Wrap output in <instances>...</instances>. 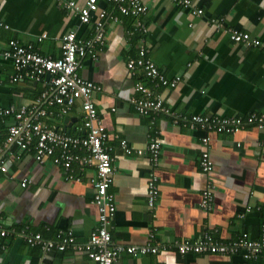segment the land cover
Instances as JSON below:
<instances>
[{
	"label": "crops",
	"instance_id": "obj_1",
	"mask_svg": "<svg viewBox=\"0 0 264 264\" xmlns=\"http://www.w3.org/2000/svg\"><path fill=\"white\" fill-rule=\"evenodd\" d=\"M88 0H0V52L10 42L32 44L43 56L62 57V38L76 31L79 39L94 37L93 25H82L76 12L65 4ZM145 16H122L106 0L99 6L119 18L105 20L107 41L96 46L97 59L80 58V75L102 90L94 95L106 126L114 158L115 179L111 192L118 210L111 225L114 244L142 246L154 231V244L170 248L182 240L196 241L210 233L220 242H232L248 233L261 240L264 226V131L256 128L235 134L192 131L173 125L167 115H141L133 100L145 98L137 90L143 84L153 99L187 115L240 117L264 114V0H192L204 11L195 16L178 0H143ZM217 20V25L216 21ZM219 25V26H218ZM144 27L146 31L141 30ZM248 32L262 41L247 47L231 41L228 30ZM44 34L47 38L39 41ZM142 46L167 78L181 76L176 88L153 83L143 72L131 73L127 64ZM17 71L10 61H0V106L53 112L43 121L59 132L85 134L80 103L65 116L58 105L50 106V77L14 81ZM48 93V98L45 95ZM68 119V122L65 120ZM14 119L0 122L1 157L20 156L8 174L0 175V215L10 230L0 239V264H95L84 253L52 252L29 245L18 232L29 227L44 239H55L61 230L73 229L78 243H86L98 224L92 205L94 167L78 168L81 182L68 181L66 172L52 160L40 165L34 150L22 152L6 146ZM208 137V144L203 138ZM152 138L162 142L157 170L160 194L157 208L148 206L146 179L152 173L147 154L127 155L121 141L146 149ZM214 162L218 182L212 209L201 205L209 176L202 169L203 153ZM29 179L27 187L22 183ZM251 208V212L247 209ZM240 264L242 256L188 254L167 250L158 254H123L115 264ZM250 264H264V256Z\"/></svg>",
	"mask_w": 264,
	"mask_h": 264
},
{
	"label": "built area",
	"instance_id": "obj_2",
	"mask_svg": "<svg viewBox=\"0 0 264 264\" xmlns=\"http://www.w3.org/2000/svg\"><path fill=\"white\" fill-rule=\"evenodd\" d=\"M124 17L139 19L148 12V7L143 0H106ZM177 3L195 15L201 16L204 11L194 4L192 0H178ZM65 8L76 12L82 25L94 27V37L90 40L79 39L76 31L65 34L62 38V57L53 59L43 56L35 50L32 44L22 45L11 41L9 49L0 52V61H10L17 71L14 81L28 77L34 81H41L45 76L50 77V91L53 94L48 100L50 106L58 105L60 114L67 115L76 104L80 103L83 111V125L85 134L73 136L66 132H59L48 126L43 120L53 116V112L39 108L32 109L25 106H0V122L6 118L14 119V123L8 129L6 146H15L22 152L34 150L35 160L43 165L48 160L66 172L68 181L81 182L82 176L77 173L78 168L94 167L96 176L91 180L94 186L92 205L97 210L98 224L91 233L86 243H78L73 229L61 230L55 239H44L39 233H32L29 227H25L20 235L29 245L41 247L43 254L52 252L75 251L84 253L95 264H115L123 254L148 255L158 254L162 251L172 250L179 256L188 254H212L235 256L241 254L242 263L250 264L251 261L264 256V226L261 240H253L248 233L242 234L232 242H220L210 233L203 238L191 241L182 240L170 248H162L160 244H154V231L151 230L149 240L142 246L113 244L111 225L116 216L118 205L111 187L115 179L114 158L111 154L109 141L110 134L104 125L95 104L94 95L102 88L95 82L83 78L79 70L80 58L90 56L97 59L96 46H103L107 41L105 20L111 19L119 22L114 14L99 6V0H88L84 6L71 1L65 4ZM216 25H217V20ZM219 26V25H218ZM141 30L146 29L142 26ZM231 41L243 44L247 47H260L262 41L253 37L250 33L237 29L228 30ZM47 38L44 34L39 41ZM150 49L142 46L137 58L131 59L128 70L136 74L143 72L153 83L176 88L183 81L181 76L169 79L159 69L157 64L149 57ZM137 90L143 92L145 98L135 99L133 103L136 110L144 116L167 115L171 117L176 127L186 128L192 131H204L217 134H235L248 128H256L264 131V114L253 112L240 117H221L219 115L178 113L164 105L163 101L155 100L152 91L143 84L137 85ZM48 98V93L45 95ZM204 144H208L209 138L204 137ZM121 146L127 155L147 154L151 163L152 173L146 179L148 192V206L154 210L157 208V198L160 194L159 178L157 170L161 163L162 142L158 138H152L146 149L131 147L126 140L121 141ZM4 149H0V175L8 174L13 164L20 156L11 154L7 158L1 157ZM202 169L208 174V186L202 193L201 205L205 209H212L214 195L218 182L214 179V162L209 152L203 153ZM29 179L22 183L27 187ZM251 212V208L247 209ZM5 219L0 215V239L7 238L11 233L5 225ZM237 264V263H236Z\"/></svg>",
	"mask_w": 264,
	"mask_h": 264
},
{
	"label": "water",
	"instance_id": "obj_3",
	"mask_svg": "<svg viewBox=\"0 0 264 264\" xmlns=\"http://www.w3.org/2000/svg\"><path fill=\"white\" fill-rule=\"evenodd\" d=\"M65 122H68V119H66V120H65ZM67 132H68V133H71V131H70V130H68Z\"/></svg>",
	"mask_w": 264,
	"mask_h": 264
},
{
	"label": "bare ground",
	"instance_id": "obj_4",
	"mask_svg": "<svg viewBox=\"0 0 264 264\" xmlns=\"http://www.w3.org/2000/svg\"><path fill=\"white\" fill-rule=\"evenodd\" d=\"M112 235V234H111ZM113 244H114V242H113ZM116 245V244H115ZM119 245V244H118Z\"/></svg>",
	"mask_w": 264,
	"mask_h": 264
},
{
	"label": "trees",
	"instance_id": "obj_5",
	"mask_svg": "<svg viewBox=\"0 0 264 264\" xmlns=\"http://www.w3.org/2000/svg\"><path fill=\"white\" fill-rule=\"evenodd\" d=\"M241 255V254H240ZM241 264V263H240Z\"/></svg>",
	"mask_w": 264,
	"mask_h": 264
}]
</instances>
